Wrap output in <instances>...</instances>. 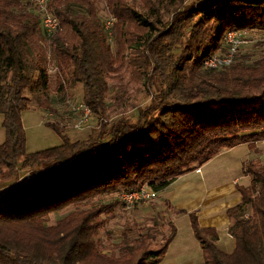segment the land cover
Masks as SVG:
<instances>
[{"label": "trees", "instance_id": "1", "mask_svg": "<svg viewBox=\"0 0 264 264\" xmlns=\"http://www.w3.org/2000/svg\"><path fill=\"white\" fill-rule=\"evenodd\" d=\"M106 6L102 18L96 0H49L59 29L47 35L39 13L23 0H0L6 134L0 144V264H159L176 235L174 223L161 242L150 229L125 230L106 252L102 216L121 203L94 198L144 184L160 192L221 150L264 139V52L253 57L240 49L227 66H204L225 50L229 31L264 32V0H106ZM50 64L59 93L82 83V101L101 129L73 139L46 122L62 144L27 152L22 111L50 107ZM140 93L150 101L130 104ZM129 104L136 115L122 111L107 120ZM22 173L28 176L20 181ZM244 173L251 180L237 187L242 201L227 209L232 252L217 245L215 227H202L189 213L201 264H264V160L245 162ZM71 206L49 224L51 213Z\"/></svg>", "mask_w": 264, "mask_h": 264}, {"label": "rangeland", "instance_id": "2", "mask_svg": "<svg viewBox=\"0 0 264 264\" xmlns=\"http://www.w3.org/2000/svg\"><path fill=\"white\" fill-rule=\"evenodd\" d=\"M23 1L30 9L39 13L41 5L40 1L42 0ZM186 1L190 2L191 0ZM96 6L99 11V15H101L102 18H106L108 16L106 0H96ZM240 31L241 32L235 36L238 41H244L240 43V52L245 54L250 53L253 57H259L264 52V32L256 29H241ZM49 66L50 107L47 110L29 108L22 111V120L27 137V152H34L62 144L63 140L61 136L51 126L47 125L46 122H53L54 124H57L63 133H67L73 139L85 138L88 135L95 136L101 129L99 126L98 116L94 114L91 116L89 121H81L82 113L81 110L78 109V105L83 102L82 83L77 82L74 86L67 87L64 92L59 93L56 88V69L53 68V64H50ZM130 87H133V85H130ZM112 96L113 95L111 94L108 97V102H110V97ZM149 101L150 97H145L142 93L133 94L130 99V104L133 103L137 106H144ZM130 104L126 105L124 109L125 111L121 109L115 113H109L107 120L110 121L116 118L117 113L120 112H124V114L128 116L136 115L137 110L132 108ZM40 120L45 123L42 122L39 124ZM259 145L260 147H263V151H259L263 154L264 144ZM27 176V173H22L19 180H24ZM120 194L121 192L106 194L101 197H95L94 201H115L117 199L120 201ZM73 209L74 207L71 206L61 211L51 213L49 215V224L54 223L57 219L66 215ZM174 211V208H172L166 201L159 199L158 197L135 204L130 208H126L122 204H118L113 213L103 214L102 216L105 219V225L99 230L100 244L103 246L104 251L111 252L115 249V245L121 240L125 230H131L130 232L134 235L141 229H146V231L150 229L151 231L157 233V240L161 242L163 240V233L169 229L168 224L171 222V215L174 214ZM173 222L177 225L180 234L178 240H176L171 247L169 254L176 255L182 251L186 252L183 256L176 257L175 260L177 264L203 263L204 256L199 240L191 234V240L183 243V238H187V233L190 230L189 218L187 216L180 215V217ZM155 223H159V226H156ZM192 241H195V243L198 242L199 245H197L193 253L189 254L187 252L189 250H193ZM181 244L187 245V248L183 249Z\"/></svg>", "mask_w": 264, "mask_h": 264}, {"label": "crops", "instance_id": "3", "mask_svg": "<svg viewBox=\"0 0 264 264\" xmlns=\"http://www.w3.org/2000/svg\"><path fill=\"white\" fill-rule=\"evenodd\" d=\"M2 120L3 115L0 113V144L4 142L6 136ZM42 122L44 121L40 120L39 124ZM262 148L256 142L253 147L245 142L223 149L201 165L200 172L196 169L187 171L158 192L156 197L166 201L175 210L171 215V222L176 221L180 215L187 216L190 220V230L187 238H183V243L191 240V234L195 236L189 215L190 212H195L202 227H215L218 230L219 238L216 243L222 250L226 252L234 250L235 240L228 231L230 221L227 209L242 201V195L237 187L247 186L251 180V176L244 173V163L254 159L263 160L264 153L259 152ZM180 210L184 211L179 212ZM175 227L176 235L159 264H177L176 257L186 253L182 251L176 255L169 254L180 234L177 225ZM192 244L193 250H189L187 252L189 254L199 245L195 241H192ZM182 248L186 249L187 245H182Z\"/></svg>", "mask_w": 264, "mask_h": 264}, {"label": "built area", "instance_id": "4", "mask_svg": "<svg viewBox=\"0 0 264 264\" xmlns=\"http://www.w3.org/2000/svg\"><path fill=\"white\" fill-rule=\"evenodd\" d=\"M40 23L41 27L47 35L54 34L59 29V19L57 16L52 14L48 8L47 3L48 0L40 1ZM46 2V3H45ZM114 17H110L105 21L106 29L110 30L113 24ZM240 30H231L225 36V50L221 52L214 53L207 57L204 60L205 67H212V68H222L231 64L237 57V53L241 49V44L244 41H238L235 36L240 33ZM239 42V43H238ZM78 109L81 110V121L87 122L91 118L92 111L91 109L85 105L83 102L79 103ZM258 144H264V139L256 141ZM197 172H200V167L196 169ZM158 192L155 191L151 186L148 184H144L139 188L123 191L120 194V202L126 208H130L135 204L144 202L146 200L154 199L157 196Z\"/></svg>", "mask_w": 264, "mask_h": 264}]
</instances>
